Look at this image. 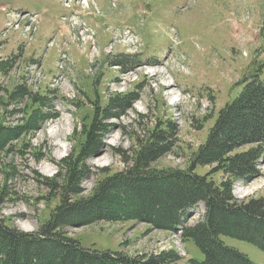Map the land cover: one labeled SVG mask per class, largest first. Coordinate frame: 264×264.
I'll use <instances>...</instances> for the list:
<instances>
[{
	"label": "rangeland",
	"instance_id": "obj_1",
	"mask_svg": "<svg viewBox=\"0 0 264 264\" xmlns=\"http://www.w3.org/2000/svg\"><path fill=\"white\" fill-rule=\"evenodd\" d=\"M0 2V127H5L0 139L11 138L0 153V219L24 232H37L60 204L57 190L50 196V185L56 188L61 180L65 158L81 155V168L88 171L79 182L80 197L127 167L139 142L158 131L169 146L151 168H188L219 110L242 89V80L256 69H263L264 78V0ZM10 10L38 13L39 20ZM152 67L168 73L150 75ZM167 76L176 85L164 84ZM126 95L134 98L130 106L106 120L113 101ZM173 97L179 101L173 103ZM37 108L44 118L33 129H21L26 118L39 115ZM61 115L63 130L51 137V125ZM105 122L111 125L107 131L94 132ZM12 128H17L13 134ZM93 134L97 148L90 150ZM213 167L199 164L196 172L204 175ZM260 169L254 180L234 183L237 200L264 196V160ZM212 177L219 183L222 173ZM137 203L132 197L128 208L135 210ZM203 204L188 213V224L202 220ZM61 230L84 248L131 256L175 251L180 257L169 264L204 256L193 240L182 242L180 233L131 219L72 221ZM222 239L264 264L259 246Z\"/></svg>",
	"mask_w": 264,
	"mask_h": 264
},
{
	"label": "trees",
	"instance_id": "obj_2",
	"mask_svg": "<svg viewBox=\"0 0 264 264\" xmlns=\"http://www.w3.org/2000/svg\"><path fill=\"white\" fill-rule=\"evenodd\" d=\"M131 57L134 62L135 56ZM262 70L256 69L244 78L238 95L219 110L207 138L193 153L194 164L188 168H151L169 146V140L158 131L139 142L135 154L127 159V167L108 174L97 182L91 195L80 197L79 182L88 171L86 167L81 168V155L77 160L65 158L61 180L56 188L50 185V196L55 197L57 190L60 204L49 211V218L37 232H24L0 219V264H39L41 261L42 264H169L180 257L175 251L131 256L120 250L84 248L78 239L61 230L72 221L87 224L95 219H131L178 232L182 242L193 240L204 254L202 260L189 258V264H257L247 254L225 244L222 236L246 240L264 250V196L239 201L231 191L238 180L251 181L262 175ZM118 98L107 109L106 120L113 117L114 110H126L134 99L130 95ZM35 112L39 115L26 118L21 129H33L36 121L44 118L39 108ZM48 115L52 116L50 110ZM109 126L107 122L96 127L94 124V132L107 131ZM3 128L0 127V133ZM16 129H10V133ZM9 140L10 137H4L2 143L0 139V153ZM94 140L93 134L89 139L90 150L97 148L92 145ZM199 164L214 167L203 175L196 172ZM215 172L222 173L219 183L212 179ZM132 197L138 201L135 210L128 208ZM200 202L205 206L204 217L188 224L185 218ZM75 216L80 219L74 220Z\"/></svg>",
	"mask_w": 264,
	"mask_h": 264
},
{
	"label": "bare ground",
	"instance_id": "obj_3",
	"mask_svg": "<svg viewBox=\"0 0 264 264\" xmlns=\"http://www.w3.org/2000/svg\"><path fill=\"white\" fill-rule=\"evenodd\" d=\"M147 73L150 74V75H157L158 73H164V74L166 73L167 74L168 71L165 68L164 69H161V68H158V67H152V68L148 69ZM167 77H168L169 80H164L163 81L164 84H168L167 86H170L171 84H172V86L173 85H176L175 80L173 79V77H170V76H167ZM171 79H172V81H171ZM173 81H174V83H173ZM173 98H174L173 103H175V101H179V99H175V97H173ZM65 122H66V120H64L63 115H61L57 119V121L53 125H51V130H50V134L49 135L51 137H55L59 132H61L63 130V124ZM65 136L67 137V134ZM246 190L247 189H245V188H241L239 190V192L240 193H243L244 192V194H246V193H248V190L247 191Z\"/></svg>",
	"mask_w": 264,
	"mask_h": 264
},
{
	"label": "built area",
	"instance_id": "obj_4",
	"mask_svg": "<svg viewBox=\"0 0 264 264\" xmlns=\"http://www.w3.org/2000/svg\"><path fill=\"white\" fill-rule=\"evenodd\" d=\"M34 20H35V19H34ZM35 29H36V26L33 27V30H34V31H35ZM34 31H33V32H34Z\"/></svg>",
	"mask_w": 264,
	"mask_h": 264
}]
</instances>
